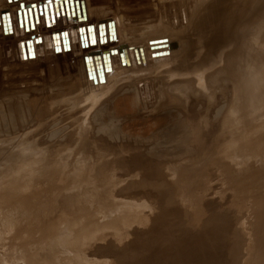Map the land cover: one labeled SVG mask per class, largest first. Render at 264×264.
<instances>
[{
    "label": "rangeland",
    "instance_id": "374dc122",
    "mask_svg": "<svg viewBox=\"0 0 264 264\" xmlns=\"http://www.w3.org/2000/svg\"><path fill=\"white\" fill-rule=\"evenodd\" d=\"M44 1L0 0V264H263L264 49L257 130L201 135L185 120L204 108H157L162 72L145 69V60L133 59L142 51L131 48L180 0ZM95 6L121 16L127 51L115 43V19L99 22L98 36L94 23L83 24L85 8ZM176 29L174 52L189 24ZM94 37L104 54L86 44ZM161 45L155 52L165 51ZM105 72L112 89L129 90L92 111ZM229 92L230 101L217 95L223 113ZM96 123L108 134L96 135Z\"/></svg>",
    "mask_w": 264,
    "mask_h": 264
},
{
    "label": "bare ground",
    "instance_id": "6f19581e",
    "mask_svg": "<svg viewBox=\"0 0 264 264\" xmlns=\"http://www.w3.org/2000/svg\"><path fill=\"white\" fill-rule=\"evenodd\" d=\"M8 1L14 2L16 0H8ZM26 1L28 2V0H26ZM43 2H45V1L43 0ZM178 3H177L178 7H169V9L166 8V9H168V11H165V15L163 14L165 16L164 21L162 20V16L160 15V13L156 16L155 22H154L155 26L149 27V31H146V34L142 35V36H144V40H142V43L140 41L138 43L132 42V45H131V43L127 42L128 38H126L124 36L125 34H123V32L118 28V26H120L119 23L121 22V16H119V18L117 17L118 19H116L115 17L114 18L110 17V15H108V14H106V15L103 14L104 11H107L108 13H110V11H109L111 9L110 7H109V9H105L103 7H100V6L85 8V9H87L86 11L88 12L87 18L90 21L87 20L88 22L86 21L87 23H83V24L87 25L90 23H94V25H95L94 36H96V35L98 36V32L96 30V29H98L97 24L99 22L102 23L101 21L107 22L111 18L115 19L114 21H116V23H115V28H114L115 29V31H114L115 35L114 36L117 38L115 43H118V44L121 43L122 47L126 48L125 51H127L129 49L130 45H131V48H135V46H136V50L139 52L142 51V54L139 53L140 55L138 54V56H136V58L133 57V59L142 60V61L145 60L144 61L146 64L145 69L147 68L153 72H162L161 74H163V75L160 74V76L156 75L157 78L155 77L157 79L156 80L157 84H159L158 81H160V84L157 86V88H159L158 89V95H157V101H158V107L157 108H162V107L165 108V107L169 106L170 104L171 105L175 104V105H177V108L180 109V111H182V109L185 110L187 108V110H190V114H192V111L195 108L196 109L200 108V107L204 108L205 111L202 112V114H203L202 117H199L200 114H198L196 116V117H198L197 119H198L199 123H196V117L194 115H186L188 117H187V120H185V123H186L185 125H188L191 127V132L193 131V133H194V132H198L200 130L199 132H201L200 133L201 135L203 133L212 134L215 130H219V129L222 131L223 130H229V132H231L230 130L236 129L239 131L240 135L241 134L245 135V134H250V133L255 132L258 128L256 126H259V125H257L258 123L252 124V122L255 118L254 114H256V112L258 110L259 101H260L259 100V98H260V89H259L260 70H261V63H262V59H263L262 55H263V49H264V41H263L264 18L262 16L261 11L264 9V0H180ZM32 4H34V3H31V5ZM87 4H88V2H87ZM89 4H91V3H89ZM5 5H6V3H5ZM6 7H5V9H6ZM11 7H12V5H11ZM35 7H37V6H35ZM44 7H46V6H44ZM64 7L65 6H63V9H65ZM52 8H54V7H52ZM39 9H40V7H39ZM46 9H47V7H46ZM59 10H57V11H59ZM159 10H160V8H159ZM40 11H41V9H40ZM162 11L160 10V12H162ZM1 12L3 13V11H1ZM35 12L36 11H34V13ZM51 12H52V10H51ZM53 12H54V10H53ZM66 12H64V13H66ZM44 13H45V11H44ZM58 14H59V12H58ZM115 14H117V13L115 12ZM7 15H10V14H7ZM55 16H58V15L56 14ZM17 17H19V16H17ZM8 19L10 20V17ZM167 22H168V25L164 26ZM186 23L189 24V31L182 32V33H186V36L184 37L185 41H181L179 49L176 52H174L173 50L171 51L170 49L173 47L171 46L170 42L173 40L172 38L174 36L179 35V34H177L179 32L177 31L176 28L181 27L183 24H186ZM109 24H110V22H109ZM80 25H82V24H80ZM171 26L175 27V28H172ZM77 27H78V25H77ZM58 28H60V27H58ZM88 28H89V26H88ZM88 28H87V30H88ZM59 30H61V29H59ZM104 31H105V34H103V35L104 36L106 35L107 37L106 38L103 37V39L105 38L107 41V38H109L108 37L109 31L107 32L106 26H105ZM181 31H184V30L182 29ZM111 32H112V30H111ZM103 35H99L101 37V38L98 37V38H100V41H101ZM128 35H129V32H126L127 37H128ZM11 36H13V34ZM91 37H93V36H91ZM91 37H90V39H92ZM98 38L96 37L95 41L88 40V41H86V44L90 45L93 48H96L98 53H99L104 47L98 46V43H99ZM89 41H92V42H89ZM164 43L167 44L166 45L167 47H165L162 50H165V51L168 50V53H170V55H171L170 60L167 62L163 61V60H165L164 59V55L166 53L165 51L155 52L157 49L159 50L161 47H163V45H161V44H164ZM112 44H114V43H112ZM106 46H107V44H106ZM113 47H115V46H112L110 48H113ZM148 49L151 51L154 49L153 52H155V53L150 54L151 51H148ZM175 53L177 54V56H174ZM101 54H103L102 51H101ZM115 54L119 55V53L117 51L115 52ZM149 54L151 57H149ZM173 56H174V58H173ZM117 58H118V56H117ZM147 58H150V59L148 60ZM151 58H152V61L154 63H151ZM103 60H104L105 65H107L109 63V60L107 59L106 56L105 57L103 56ZM130 60H131V57L127 59L128 65H130V63H131V62H129ZM135 60H134V62H135ZM127 61H125V62H127ZM142 61H140V64H142ZM108 67H110V63L108 65ZM53 69H54V67H53ZM131 71L129 74H125L123 76V78H124L123 82L129 81L130 77L132 76ZM137 71H138V69H137ZM107 72H105V74ZM111 73L109 72L110 75H112ZM164 73L167 75H164ZM107 75L108 74H106V78H105V79H107V84L105 82L103 83V81L101 79L99 80V81H102L103 84H106L105 85L106 87L104 88L103 91H101L100 93L95 95L97 98L95 99L94 103L92 104V107L89 108L92 111L94 110L93 109L94 107L99 106L101 104L100 102L102 100L112 97L116 92H118L122 88H124L123 91L129 90V89L126 90V87H117L116 90L112 89L110 80H112L113 77H107ZM127 78H129V79H127ZM71 81H74V80H71ZM97 86L98 85H96V83H95L94 87H97ZM128 87H130V90H131V87H133V86L128 85ZM198 89L200 90V92L201 91L205 92L206 95L204 97H192L194 95L193 92L197 93ZM93 90L95 91V88H93ZM229 91H231L234 98L230 102L229 106L226 103V105L228 107H227V109L225 108L226 111L224 110L225 112L223 113V110H222L223 105H221V101H218L219 99H217V95L219 92H221L223 94L222 97L223 96L226 97V98H224L226 100L227 97L229 96V95L227 96V93H230ZM221 93H219V95ZM135 96H137V95H135ZM194 96H197V95H194ZM229 98H230V96H229ZM231 98H232V96H231ZM69 99H68V101H69ZM216 99L218 102L215 101ZM221 100H222V98H221ZM213 101H215L216 103L213 104ZM226 101H230V100H226ZM98 102H99V105H96ZM136 102H138V100ZM16 103H17V101H16ZM200 103H202L203 105H201ZM89 109H88V112H90ZM9 112H10V110H9ZM184 112H187V111H184ZM196 112H197V110H196ZM193 113H195V112L193 111ZM30 117L28 119H32V117L31 118ZM28 119L26 118V120H28ZM96 121L98 122V119ZM16 122L17 121H15V123ZM230 124H231V126H230ZM19 125L20 124H18L17 126H19ZM179 125H180V127L178 129V132L181 131L182 133H184L183 131L185 128L183 126V123H179ZM89 128L92 129L91 127H89ZM107 128H109V127L106 126L105 130H104L101 127V125L97 124V126L95 128V131L97 132L96 135H98L99 132H103V134H106L107 131H109V130H107ZM176 129H177V127H176ZM225 133H227V132L225 131ZM82 134H84V133H82ZM82 138L83 139H81V140L83 142L84 137H82ZM194 138H197V137H194ZM222 231H223V228H222ZM222 235H223V233H222ZM165 238L167 239V237H165ZM212 239H213V237H212ZM170 241H171V239H170ZM170 241H168V242L169 243L174 242V241H171V242ZM207 241H208V239H207ZM209 241H210V239H209ZM200 243H198V244H200ZM205 243H206V241H205ZM189 248H190V246H189ZM212 256H213V254H212Z\"/></svg>",
    "mask_w": 264,
    "mask_h": 264
},
{
    "label": "water",
    "instance_id": "95a60500",
    "mask_svg": "<svg viewBox=\"0 0 264 264\" xmlns=\"http://www.w3.org/2000/svg\"><path fill=\"white\" fill-rule=\"evenodd\" d=\"M104 54V53H103ZM103 56V55H102ZM102 81H103V79H102Z\"/></svg>",
    "mask_w": 264,
    "mask_h": 264
}]
</instances>
